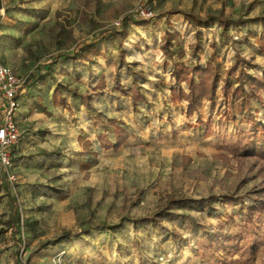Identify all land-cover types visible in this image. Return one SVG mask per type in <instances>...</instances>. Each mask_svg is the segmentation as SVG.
Wrapping results in <instances>:
<instances>
[{
  "label": "rangeland",
  "instance_id": "1",
  "mask_svg": "<svg viewBox=\"0 0 264 264\" xmlns=\"http://www.w3.org/2000/svg\"><path fill=\"white\" fill-rule=\"evenodd\" d=\"M140 5L151 19L136 17ZM237 57L250 77L264 70V0H0V63L25 80L10 167L0 166V264H201L189 225L165 214L230 233L245 200L264 198V160L231 141L246 134L264 148V94L245 102L226 75ZM207 65L214 97L189 112L173 100L187 85L172 71ZM115 127L128 135L118 147ZM153 215L161 227L137 223ZM248 264H264V242Z\"/></svg>",
  "mask_w": 264,
  "mask_h": 264
},
{
  "label": "trees",
  "instance_id": "2",
  "mask_svg": "<svg viewBox=\"0 0 264 264\" xmlns=\"http://www.w3.org/2000/svg\"><path fill=\"white\" fill-rule=\"evenodd\" d=\"M186 19L193 21L196 25L201 26L203 23L190 14L183 15ZM221 27L226 30L231 24L228 20L219 19ZM238 22H242L239 20ZM113 37L116 40L118 46L121 45V40L126 37V31L113 32ZM174 39V34L169 31H164L161 34L160 48L164 54H169V46ZM87 49H89L87 47ZM120 62H123V55H119ZM131 71V70H129ZM173 76L177 83L186 81L187 91L183 92L180 87H172L171 94H173L174 101H184L187 103V110L192 111L196 105L202 100H212L215 93V87L218 82V76L216 74L215 67L207 65L205 68L195 66L187 70L185 67L175 68L172 71ZM190 73L195 75L196 80L192 77L186 78V75ZM133 75L134 86L136 83V74ZM226 75L234 76L236 84L232 89V94L239 95L245 98V102H248L249 98H254L261 101L260 94H264V70L260 76L250 77L247 74V67L245 60L237 57L236 61L226 69ZM133 86V87H134ZM230 86L225 81L221 86V91L226 95ZM72 95L79 96L82 103H87L88 96L85 94H76L72 91ZM58 94V95H57ZM56 103L58 105H67V100L59 95V88L53 91V96H56ZM114 147H118L123 144L127 138V132L122 128L115 127L113 130ZM106 140V138H104ZM237 145L246 149L248 153L259 156L264 160V148H256L257 138L255 136L249 139L246 134H239L234 140ZM109 148V146H107ZM228 204H232L234 199L225 197ZM248 204L245 211L237 213L240 215V221L236 224L237 230L235 232H228L226 230H220L219 227H210L201 223L196 217L189 214L183 215L176 212H167L165 216L170 221L184 220L189 225L192 239V254L201 259V264H248L253 261L256 248L259 244L264 242V198H255L254 200H245ZM193 209H203L207 207L211 208L209 200L202 202L200 200L194 201V206L189 204ZM215 210V209H212ZM137 223L152 224L155 223L159 227L161 224L157 219V216L153 215L148 218L137 220ZM116 228V226L112 227ZM68 233L62 236L42 244L39 249H42L47 244H56L61 239L66 238ZM172 237L177 238L178 235L172 232ZM238 253L241 259L233 258ZM185 258H180L179 262H185Z\"/></svg>",
  "mask_w": 264,
  "mask_h": 264
},
{
  "label": "built area",
  "instance_id": "3",
  "mask_svg": "<svg viewBox=\"0 0 264 264\" xmlns=\"http://www.w3.org/2000/svg\"><path fill=\"white\" fill-rule=\"evenodd\" d=\"M135 15L141 20L151 19L152 10L149 6L140 5ZM118 26V22L115 24ZM25 80L0 63V166L10 167L9 149L18 139V128L14 120L18 108L17 94L21 91Z\"/></svg>",
  "mask_w": 264,
  "mask_h": 264
}]
</instances>
